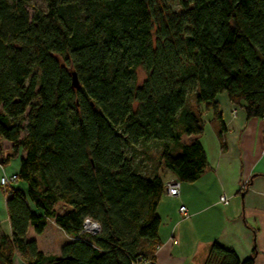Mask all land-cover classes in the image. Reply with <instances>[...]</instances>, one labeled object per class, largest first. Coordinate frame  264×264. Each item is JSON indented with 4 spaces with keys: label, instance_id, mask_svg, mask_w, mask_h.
I'll return each instance as SVG.
<instances>
[{
    "label": "trees",
    "instance_id": "16d2710c",
    "mask_svg": "<svg viewBox=\"0 0 264 264\" xmlns=\"http://www.w3.org/2000/svg\"><path fill=\"white\" fill-rule=\"evenodd\" d=\"M40 1L0 0V161L20 156L27 184L5 190L0 261L155 264L161 168L181 184L202 176L199 139L206 114L222 121L219 94L264 120V0H181L178 11L169 0ZM154 141L160 167L142 170L137 154ZM87 218L98 234L80 233ZM49 221L72 238L60 256L27 238ZM209 252L205 264H256V249L244 261L218 242Z\"/></svg>",
    "mask_w": 264,
    "mask_h": 264
},
{
    "label": "crops",
    "instance_id": "0c3cea01",
    "mask_svg": "<svg viewBox=\"0 0 264 264\" xmlns=\"http://www.w3.org/2000/svg\"><path fill=\"white\" fill-rule=\"evenodd\" d=\"M217 97L222 121L206 114L205 131L199 139L207 154L206 170L195 183H182L178 197L163 196L158 207L161 245L155 252V264H205L214 242L236 251L241 261L256 249V264H264V120L248 119L226 93ZM221 122L226 130L220 135ZM11 147V142L2 141V157ZM20 164V156L7 165L0 161V178L16 176ZM160 174L165 179L176 177L164 167ZM13 188L26 193L27 184L15 182ZM223 196L227 202L221 201ZM7 197L0 186V237L10 238ZM180 206L188 209L187 219L182 218ZM32 230L27 238L37 242L31 237ZM13 260L24 264L18 253Z\"/></svg>",
    "mask_w": 264,
    "mask_h": 264
},
{
    "label": "rangeland",
    "instance_id": "374dc122",
    "mask_svg": "<svg viewBox=\"0 0 264 264\" xmlns=\"http://www.w3.org/2000/svg\"><path fill=\"white\" fill-rule=\"evenodd\" d=\"M180 1L181 0H169V3L172 5L174 10L178 11L180 10ZM38 2L40 3L41 1L38 0ZM145 76L146 75H145V71L143 70V68L137 67L136 68V78H137L136 84L141 85L142 82L146 79ZM191 139L192 138L190 136H187L186 134H184L182 137V142L190 143ZM156 143H159V142L154 141L152 142V144H150V146H148L147 154H142V153L137 154V159H136L137 165L138 166L140 165V168L142 170L149 171L151 166H157V167L159 166V164L155 162L153 159V156L154 157L157 156V151L159 149L158 146H156ZM140 148L146 150V147L144 146H141ZM163 175H164V172H163ZM52 223L50 221L48 222L47 227L42 236L36 235L34 231L32 230L31 237L33 236L37 238V242L41 248V251L46 252L47 254H50V255L60 256L62 246L67 241L72 240V238L70 236H67L66 233H64L56 225H53L54 223L53 224Z\"/></svg>",
    "mask_w": 264,
    "mask_h": 264
},
{
    "label": "built area",
    "instance_id": "2783aa9c",
    "mask_svg": "<svg viewBox=\"0 0 264 264\" xmlns=\"http://www.w3.org/2000/svg\"><path fill=\"white\" fill-rule=\"evenodd\" d=\"M16 182V176L15 175H8V176H2L0 178V186L2 189L8 190L13 188L14 184ZM164 194L168 197L175 198L180 195L181 192V182L177 177L174 178H168L165 180L164 183ZM221 201L227 202L226 196L221 197ZM180 213L184 219H187L189 217L188 209L185 208V206H180ZM100 231V224L92 221L91 219L87 218L83 222V228L80 233L83 234H91L96 235Z\"/></svg>",
    "mask_w": 264,
    "mask_h": 264
},
{
    "label": "water",
    "instance_id": "95a60500",
    "mask_svg": "<svg viewBox=\"0 0 264 264\" xmlns=\"http://www.w3.org/2000/svg\"><path fill=\"white\" fill-rule=\"evenodd\" d=\"M72 81H73L74 87L77 88L79 86V81H77V77H76V73L75 72L72 73Z\"/></svg>",
    "mask_w": 264,
    "mask_h": 264
}]
</instances>
